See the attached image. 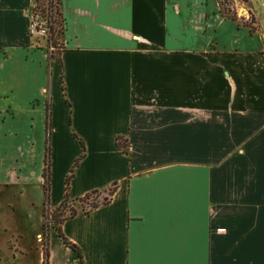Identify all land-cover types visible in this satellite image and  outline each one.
<instances>
[{
  "label": "crops",
  "instance_id": "obj_1",
  "mask_svg": "<svg viewBox=\"0 0 264 264\" xmlns=\"http://www.w3.org/2000/svg\"><path fill=\"white\" fill-rule=\"evenodd\" d=\"M31 2L0 0V263L264 264V16L243 1L249 33L206 0H59L62 49L47 59L17 41ZM112 186L58 224L76 251L54 227L43 248L30 201L53 211ZM18 208L26 222L9 228Z\"/></svg>",
  "mask_w": 264,
  "mask_h": 264
},
{
  "label": "rangeland",
  "instance_id": "obj_2",
  "mask_svg": "<svg viewBox=\"0 0 264 264\" xmlns=\"http://www.w3.org/2000/svg\"><path fill=\"white\" fill-rule=\"evenodd\" d=\"M215 3H216V0H206V7L208 8V10H210L211 12H215V11L217 12L218 10L216 9ZM31 5H32V2L29 3L27 6H25L24 8H22V15L24 16V18H26V20H27V17H26L27 11L31 7ZM231 5L233 6L237 17H240V16L243 17L245 23L252 25V20L246 12L247 7H246V4H244L243 0H233ZM248 6L251 10H253L255 12L256 15L264 16V0H248ZM17 41H18V44L23 45V43H24L28 47L35 45V43L31 41V39L26 37V35H24L23 38H21V36H19ZM9 83H12L10 64L3 66V67L0 66V87L1 88L6 87L7 84H9ZM21 87H22L21 82L18 81V87L17 88L20 89ZM32 103L33 104L37 103V101L35 100ZM7 112H8V114H11L10 111H7ZM45 112H46V116H47L48 115V105L47 104H46ZM47 135H48V128H47V117H46V128H45V137L46 138H47ZM29 144H30V147L33 146V144H34V143H32L31 139H30ZM47 153H48V145H47V139H46L45 149H44L43 167H42V177H41V180L44 183V197H45V199H46ZM30 154H31V156L36 155L35 147L30 149ZM31 160L33 161V158L32 159L30 158V160H28L29 161L28 163L30 164L26 168V170H28V172L31 170L29 168L31 166ZM20 164H21L20 162H17L16 164H14L13 169H12V177H13L12 182L15 184H22L23 183L22 179H25V176L23 174L24 171L22 170V168H24V166H21ZM18 189L22 191L23 185H19ZM108 193H109V191L107 190L105 192H101L98 194H92L88 198H84L82 200L76 201L73 206L71 205V203H66L63 207H61L57 210H53V211H50L49 209H47L46 204H45V199H44L43 206H39L38 208H37L36 204H34L30 201V203H28V205H27L29 207V215H30V219L28 220L29 221L28 223L30 224V222L33 220L34 215H36V214L39 215L40 224H39V236L38 237H39L40 244L43 245V248H44L45 244H46L48 231L52 227L57 228L60 221L63 218L69 216L72 212L82 213V212L88 210V208H90V205L92 203H96V202L101 203L102 199L104 197H106L108 195ZM21 201H23V200H21ZM24 202H26V200H24ZM36 210H38V212ZM5 217H7L6 220L9 224V228L15 227V224H20L22 222L23 223L26 222L25 221L26 220V212L22 208H18L14 214H11V213L5 214ZM30 231H31V229L28 230V232H30ZM2 240H3L2 236L0 235V244H2L1 247L4 248L3 243H1ZM24 262L26 264H37L36 258H35V253L31 252L28 254L27 257H23V258L17 257L16 260H14V264H21Z\"/></svg>",
  "mask_w": 264,
  "mask_h": 264
},
{
  "label": "built area",
  "instance_id": "obj_3",
  "mask_svg": "<svg viewBox=\"0 0 264 264\" xmlns=\"http://www.w3.org/2000/svg\"><path fill=\"white\" fill-rule=\"evenodd\" d=\"M55 6L56 0H33L27 11L26 37L34 43H43L47 59L55 58L62 49L61 38L54 31L57 19Z\"/></svg>",
  "mask_w": 264,
  "mask_h": 264
},
{
  "label": "trees",
  "instance_id": "obj_4",
  "mask_svg": "<svg viewBox=\"0 0 264 264\" xmlns=\"http://www.w3.org/2000/svg\"><path fill=\"white\" fill-rule=\"evenodd\" d=\"M243 1H246V0H243ZM216 2H217V5H218V12L222 15L223 18L228 19L230 21H234V22H236L239 25L246 26L248 28V32L249 33H254L257 30V27L254 25L255 24L254 18L252 16H250V18L252 20V25L245 23L244 21H242V19L237 17L236 12H235V10H234V8L232 6L233 4L231 5L233 0H216ZM55 7H56V12L55 13H56V16H57L56 18L57 19H56V24H55V30L54 31H56L57 36L61 38L63 27H62L61 16L59 14V0H56V6ZM116 145L121 150H123V151L126 150V143L122 139L116 138ZM108 191H109L108 195L102 199L101 203H98V202L92 203L90 205V208H88V210L84 211V213H87L88 211L98 207L101 204L107 203L109 201V199H110V196L112 195V193L114 191V186H112L111 188H108ZM98 193H101V192L92 191V192L86 194L85 196H83L82 198L77 199V201L82 200L84 198H88L92 194H98ZM66 203L67 202H65V201L62 202V204L57 209L63 207ZM76 213L77 212H72L69 216H67V217H65L63 219H66V218H69V217H73ZM56 230H57V235L61 238L62 242L66 246L70 247L72 250L76 251L77 249H76L75 245H73V244L69 243L68 241H66V239L59 232L58 228H56ZM79 258H80V256H79ZM78 264H81V262L79 261Z\"/></svg>",
  "mask_w": 264,
  "mask_h": 264
}]
</instances>
